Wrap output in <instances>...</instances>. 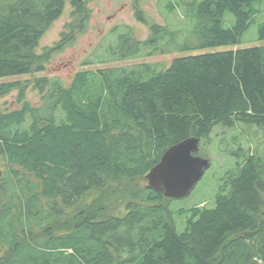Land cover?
Wrapping results in <instances>:
<instances>
[{
	"label": "trees",
	"instance_id": "trees-1",
	"mask_svg": "<svg viewBox=\"0 0 264 264\" xmlns=\"http://www.w3.org/2000/svg\"><path fill=\"white\" fill-rule=\"evenodd\" d=\"M70 1L74 21L37 53L66 0H0V79L44 72L86 30L87 1ZM255 3L264 0H195L181 22L192 37L170 51L241 43L261 11ZM133 9L152 31L146 42L163 45L181 31L152 21L139 0ZM123 31L96 57L106 66L76 71L70 81H0V98L17 90L20 104L0 107V264H264L258 148L230 150L235 164L212 207L175 209L176 199L139 183L168 148L203 139L218 124L264 133V46L113 65L141 56L143 42L132 27ZM29 88L38 102L27 99ZM177 216L186 218L183 229Z\"/></svg>",
	"mask_w": 264,
	"mask_h": 264
},
{
	"label": "rangeland",
	"instance_id": "rangeland-1",
	"mask_svg": "<svg viewBox=\"0 0 264 264\" xmlns=\"http://www.w3.org/2000/svg\"><path fill=\"white\" fill-rule=\"evenodd\" d=\"M91 14L88 19L85 31L78 34L77 39L67 46L63 51L55 53L50 63L46 65L44 72H36L34 74H24L5 79L7 80H24L28 78L39 77L43 75L60 76L65 81H70L76 71L83 69H97L106 65H100L97 55L105 52L110 43L116 42L119 34L123 33L125 25L132 27L135 38L142 41L141 56L135 59H128L116 62L113 65H133L136 63L148 62H164L169 64L170 61L177 56L184 57L190 55H199L207 53H215L219 51L233 50L238 48L264 46V39L259 38L260 23L264 22V3H255L256 7H261L260 13L256 16L255 22L245 30L241 43L237 45H222L205 49L193 48L189 50L170 51L178 43H185L191 39V28L181 22H188L192 16V3L195 0H179L183 3V8L177 7L171 10L167 7L168 1L175 0H139L145 14L152 21L162 25H167L170 30H181L174 38L159 45L156 41L146 42L151 36L152 31L145 23L139 21L133 9L136 0H86ZM200 1V0H197ZM73 6L70 0H66L65 10L62 16L53 22L49 29L45 32L38 48L37 53L44 52L45 48L53 46L62 39V33L67 23L73 22L72 16ZM226 25L230 26L235 23V16L231 12H227ZM162 49H164L162 52ZM152 55H148L149 52ZM92 61L86 65L85 62ZM18 91L15 90L5 97L0 98V107L2 109H17L20 107L18 102ZM27 99L32 102H38V92L33 88H29L26 92ZM244 148L259 149L264 157V133L257 130L256 127H249L245 124L237 127H227L218 124L213 132L201 139L200 151L202 156H207L211 160V166L205 171L203 177L196 184L191 193L185 198L176 199L173 203L175 209L191 208L193 206H209L215 205L216 195L219 191L221 180L225 178L228 171L235 164V158L229 153L231 149H237L238 144ZM0 169L4 171L3 161L0 160ZM140 184H148V179L140 180ZM177 221L179 229L185 227V217H178Z\"/></svg>",
	"mask_w": 264,
	"mask_h": 264
},
{
	"label": "water",
	"instance_id": "water-1",
	"mask_svg": "<svg viewBox=\"0 0 264 264\" xmlns=\"http://www.w3.org/2000/svg\"><path fill=\"white\" fill-rule=\"evenodd\" d=\"M200 145V138L189 137L168 148L148 173V186L168 198L188 196L211 166L209 158L199 155Z\"/></svg>",
	"mask_w": 264,
	"mask_h": 264
}]
</instances>
